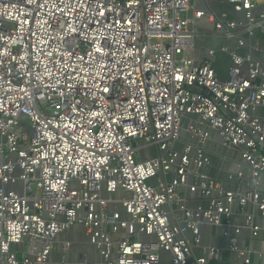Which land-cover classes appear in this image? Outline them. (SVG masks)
<instances>
[{
  "label": "built area",
  "instance_id": "2783aa9c",
  "mask_svg": "<svg viewBox=\"0 0 264 264\" xmlns=\"http://www.w3.org/2000/svg\"><path fill=\"white\" fill-rule=\"evenodd\" d=\"M257 3L0 0V264H50L55 239L74 225L100 264H207L222 249L193 257L203 219L226 225L229 249L249 264L229 218L237 202L252 235L264 230L247 211L251 202L264 215V64L246 40L264 33ZM203 18L246 50L229 52L227 79L197 61ZM209 143L240 148L252 191L206 175ZM186 190L202 202L175 221L167 209Z\"/></svg>",
  "mask_w": 264,
  "mask_h": 264
},
{
  "label": "crops",
  "instance_id": "0c3cea01",
  "mask_svg": "<svg viewBox=\"0 0 264 264\" xmlns=\"http://www.w3.org/2000/svg\"><path fill=\"white\" fill-rule=\"evenodd\" d=\"M199 8H203L204 5L198 4ZM208 7L211 10H214L216 13H226L230 20H244V15L236 13L233 6L228 3L221 1H212L208 3ZM264 15V0H258L256 8L252 12L254 19H261V16ZM194 29L199 36L196 41V56L199 60H205L209 57L207 56V48L214 47L216 55L212 58L214 62L212 64L215 67L217 75L222 79H227L229 68L232 66V59L228 53H222L219 49L223 46H233L234 41L227 39L223 36L221 31H218L216 27L208 22L207 18H203L198 21ZM256 28L253 30L255 32ZM255 34V33H254ZM257 38L256 42L259 43L261 51L258 54V59L263 63L264 62V33H256ZM215 35L221 36L216 38ZM254 37V36H253ZM214 43H217L215 45ZM214 44L215 46H213ZM211 45V46H210ZM235 49V48H234ZM239 54L246 55V50L244 48H238L236 50ZM262 56V57H261ZM264 64V63H263ZM243 73L248 71V66L244 65L242 69ZM264 108L258 110L259 114H263ZM213 146L212 143L208 144ZM211 157V166L206 170V175L217 180L223 188H228L230 191H235L239 189L241 192L252 191L254 185L248 181L245 183L244 179L229 180V171L234 170L235 163L231 159L220 156L216 150L208 151ZM231 153V151H230ZM232 154V153H231ZM241 157L239 153L237 156ZM242 167V166H241ZM240 171V170H239ZM242 171V169H241ZM226 177L224 183L221 181V178ZM238 178V177H237ZM247 182V181H246ZM190 193L186 190L183 195L184 203L181 205L171 206L169 210L170 215L175 221L177 217L181 216L180 207L184 206L185 208H194L197 207L202 199L200 196L195 195V200H191ZM204 201H206L204 199ZM122 210L121 206L118 209ZM231 216L230 223L233 227L240 228V234L237 237L238 247L246 248V254L249 259V264H264V230H261L256 237V242H250L246 239L254 238L251 230L245 227V218L239 213V204L235 202L230 206ZM247 211L253 216L254 223L257 226H264V215L258 210V208L251 202L247 204ZM224 224V220L222 222ZM200 233H201V243L198 246L193 247V257L201 256L203 254L204 248L207 246H212L222 249V253L218 258L208 260L207 264H241L238 256L229 249V240L227 237H222L221 233L219 234L218 229H215L211 225H206L204 223L200 224ZM216 226V225H214ZM223 228V226H221ZM226 225L224 226V229ZM65 243H70V248L68 251L64 250L63 245ZM59 256L58 260H55L53 257ZM85 261H90L94 264L101 263V257L95 246L90 244L84 228L81 225L71 226L67 231L60 233L54 241L53 252L50 257V264H79Z\"/></svg>",
  "mask_w": 264,
  "mask_h": 264
},
{
  "label": "water",
  "instance_id": "95a60500",
  "mask_svg": "<svg viewBox=\"0 0 264 264\" xmlns=\"http://www.w3.org/2000/svg\"><path fill=\"white\" fill-rule=\"evenodd\" d=\"M226 3V2H225ZM232 6V5H231ZM240 19H238V20H236V21H239ZM255 33V34H254ZM253 34H254V37H251V36H247L246 37V40H247V44H251V45H253L255 42H256V36H257V34L256 33H262L261 32V29L260 28H256V30H255V32H254ZM256 35V36H255ZM235 43H234V45L233 46H230V47H228V54H229V52H232L233 50H234V48H237L238 47V45H237V41L236 40H233ZM238 48H240V47H238ZM259 54V53H258ZM258 54H257V56H258ZM230 55V54H229ZM262 57V56H261ZM208 60L210 61V62H214V59L212 58V57H209L208 58ZM197 61H198V63H201L202 61L199 59H197ZM264 63V62H263ZM195 118V117H194ZM182 140H184V141H189V137L187 136V135H185V134H183L182 135ZM193 144H195V145H199L200 143L198 142V139L196 138L194 141H193ZM201 145V144H200ZM204 146V149L205 150H207V151H210V150H216V152L220 155V156H224V157H227V158H229V159H231L232 161H234L233 163H235V168H234V170H230L229 172V180L230 181H232V180H236L237 181V179L238 180H240V178H237V174H238V172H239V170L241 171V169H242V172H243V174H242V177H243V179L245 180V183H248V181L249 182H251L250 181V179H251V176H250V171H249V169H248V167L245 165V163H244V161L241 159V157L239 158L238 157V159H237V156H238V154H239V151H240V148H229V147H224V146H222L220 143H214L213 144V146L211 145V146H209L208 144H204L203 145ZM230 151H231V153H230ZM140 156H141V154H140ZM150 158H154V157H156V154H155V152H152L151 154H150V156H149ZM242 166V167H241ZM221 181L224 183L225 181H227L226 180V177H223V178H221ZM247 181V182H246ZM252 184V183H251ZM260 188L262 189V186H260ZM226 190H228V188H225ZM202 222L204 223V224H206V225H211V226H213L215 229H218V232H219V234L221 233V236L222 237H224V234H225V229L224 228H222L221 226V224H219V225H217V226H214V225H212V224H209V223H206V220L205 219H203L202 220ZM258 235V234H257ZM257 235H255V236H253L254 238H251V239H246V240H248V241H252L253 243L254 242H256V240H257V238L258 237H256ZM141 238L142 239H146L147 237L145 236V234H141ZM207 247H212V246H207ZM239 249H241V250H246V248H243V247H241V248H239Z\"/></svg>",
  "mask_w": 264,
  "mask_h": 264
},
{
  "label": "rangeland",
  "instance_id": "374dc122",
  "mask_svg": "<svg viewBox=\"0 0 264 264\" xmlns=\"http://www.w3.org/2000/svg\"><path fill=\"white\" fill-rule=\"evenodd\" d=\"M215 45H217V43H214ZM214 44H212L213 46H215ZM211 46V45H210ZM55 260H58L59 259V256H55L53 257Z\"/></svg>",
  "mask_w": 264,
  "mask_h": 264
}]
</instances>
